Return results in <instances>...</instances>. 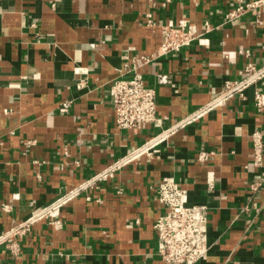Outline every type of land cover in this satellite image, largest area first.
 I'll return each instance as SVG.
<instances>
[{"label": "crops", "instance_id": "obj_1", "mask_svg": "<svg viewBox=\"0 0 264 264\" xmlns=\"http://www.w3.org/2000/svg\"><path fill=\"white\" fill-rule=\"evenodd\" d=\"M233 7L232 0H172L166 8L147 0H0V237L7 239L0 264H166L154 225L166 211L156 189L168 176L189 204L208 208L210 251L197 264H264V178L252 165L251 139L264 134V111L255 106L264 71L247 72L264 69V7L260 22L257 10L228 22ZM149 11L161 23L186 20L201 33L208 23L210 31L161 55L159 31L144 23ZM143 55L157 57L139 72L156 90L161 122L120 130L111 85L131 77ZM249 80L243 95H223L227 82ZM163 130L157 152L83 185ZM201 149L216 153L200 163ZM73 189L56 216L36 218Z\"/></svg>", "mask_w": 264, "mask_h": 264}, {"label": "built area", "instance_id": "obj_2", "mask_svg": "<svg viewBox=\"0 0 264 264\" xmlns=\"http://www.w3.org/2000/svg\"><path fill=\"white\" fill-rule=\"evenodd\" d=\"M147 1L153 8L158 6L166 8L172 2V0ZM232 2L234 7L226 15L228 22L235 21L250 11L257 10L258 14H260L264 7V0H232ZM259 16L260 22L261 14ZM144 23L147 27L159 31L161 36L159 54L161 55L178 53L185 46L196 40L203 41L201 37L204 33L210 31L208 23H205L203 27L204 32L202 33L199 31L197 25L186 20H181L178 23L174 21L161 23L155 19V16L150 11L145 14ZM156 59V55L141 56L136 60L131 77L126 78L123 75L112 83L110 94L113 103L115 125L118 129L141 131L148 126L160 125L156 90L145 84L143 75L139 72L140 67ZM263 71V68L256 69L253 65H249L247 69L249 77L261 74ZM158 78L161 83L168 82L166 75H159ZM83 82V80H80L77 87L81 88ZM250 82V80L227 82L223 95H230L235 92L243 95V88ZM72 102L71 100L64 101L61 105L62 111L68 112ZM255 106L259 111H264V92L260 90H256L255 92ZM165 133L166 130H163L158 136L151 137L137 149L134 155L110 167L107 171L97 174L93 180H87L83 185L113 178L115 170L121 164L137 158L140 154L147 153L150 155L153 152H157V146L165 137ZM251 139L253 150L252 165L254 168L262 171L261 175L264 178V134L261 130H256L252 133ZM27 144H30V142ZM215 153L214 150L201 149L197 155V159L200 163H205ZM259 185L260 183H255L251 188L257 190ZM212 186L211 183L210 187ZM76 193L77 189L71 190L58 204L48 207L36 218H40L46 214L56 216L58 214L57 207ZM156 193L160 205L166 209L165 213L159 216L154 225L161 259L166 264H197L206 259L210 251L207 206L189 204L187 191L181 187L173 176L164 177L157 186ZM34 221L35 219H30L22 227L28 226ZM55 223L60 224L61 221L59 220ZM6 240V238L0 237V242ZM8 248L14 254L19 252L18 243L15 241H9Z\"/></svg>", "mask_w": 264, "mask_h": 264}]
</instances>
